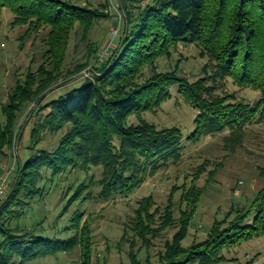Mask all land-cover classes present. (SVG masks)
<instances>
[{"label": "trees", "instance_id": "1", "mask_svg": "<svg viewBox=\"0 0 264 264\" xmlns=\"http://www.w3.org/2000/svg\"><path fill=\"white\" fill-rule=\"evenodd\" d=\"M117 1L124 16L122 34L110 56L100 62L89 34L95 22L107 19L104 9L110 0L97 8L89 0H0V33L5 9L13 14L11 27L26 26L19 41L44 33L42 63L15 82L5 103L0 101V157L7 148H17L23 136L24 131L17 142L22 110L29 104L36 107L28 124L39 116L30 126L26 153L19 156L9 192L0 203V264H25L76 248L80 264H93L92 231L79 208L91 196L83 182L67 187V200L58 214L75 205L58 231H72L68 238L37 229L45 216L30 226L21 220L31 203L44 196L42 181L56 182L65 173L100 166L99 195L109 198L131 192L148 174L177 160L184 139L181 130L158 129L140 118L141 113L159 108L171 96L172 86L178 85L179 94L198 111L194 130L186 137L189 141L228 129L225 142L236 148L250 124H264V0ZM72 35L80 38L87 52L81 63L66 70ZM181 43L200 47L209 60L204 71L210 73L188 82L176 73L157 70L156 61ZM84 69L90 77L46 100L47 91L61 81L60 86L72 82ZM226 78L260 91V98L248 104L217 93L216 83ZM133 115L139 117L136 124L128 123ZM45 132L61 133L53 149L39 147ZM260 175L264 178V168ZM203 192L194 183L184 188L185 205L178 217L171 198L163 209L151 196L140 200L129 225L131 262L139 264L137 240L149 249L169 228L176 230L165 242L160 264H219L225 261V249L264 234L263 186L244 208L232 207L224 218L215 220L204 240L183 247Z\"/></svg>", "mask_w": 264, "mask_h": 264}, {"label": "rangeland", "instance_id": "2", "mask_svg": "<svg viewBox=\"0 0 264 264\" xmlns=\"http://www.w3.org/2000/svg\"><path fill=\"white\" fill-rule=\"evenodd\" d=\"M89 2L93 8H97L103 0H89ZM118 6L117 0H110V4L104 9L108 15L107 19L103 18L95 22L89 34L90 41L97 46V57L105 50L110 56L118 45L122 34V24L119 25V21L123 22L124 18ZM12 20L13 14L5 9L0 33V101L2 103L6 102L15 82L23 80L28 70L35 71L42 63L43 46L40 39L43 38L44 33L19 41L18 38L24 33L26 26L11 27ZM115 28H119V32L118 35L113 36L112 32ZM79 39L74 35L70 39L64 63L65 69H72L86 56L85 44ZM201 52L200 47L196 45L181 43L178 47L172 48L169 55L162 56L156 61L157 70L173 72L188 82H195L210 73V69L204 71V66L209 60L207 56H202ZM88 77H90L89 71L84 69L72 82L62 86L60 84H63V81L59 82L46 92V100L55 97L62 89H68L72 84L77 85L83 81V78ZM216 86H218L217 93L233 95L236 100L248 104L255 103L261 96L260 91L251 87H240L230 78L218 81ZM170 93L171 96L159 108L141 113L140 118L158 129L176 126L181 130L184 139L177 160H171L156 172L148 174L140 186L131 192L124 195L115 194L109 198L99 195L101 187L98 180L102 173L100 166L91 167L86 172L74 170L65 173L56 182L42 181L46 186L44 196L31 203L21 222L30 226L45 216L44 225L37 226V229L44 228L47 234L63 235L64 238H68L73 234L72 231L65 234H60L58 231L65 221H68L75 205L69 212L58 214L67 200L65 194L67 187L69 185L75 187L83 182L87 187L89 186L86 193L90 192L91 196L85 199L79 208L85 214L83 221L88 220L92 231V263L133 264L129 258L130 241L133 239L129 225L134 219L138 203L143 198L151 196L155 206L162 209L168 205L171 198L175 216L178 217L179 209H183L185 205L181 201L184 188H189L194 183L198 188L203 189V196L190 222L188 235L182 242L183 247L204 240L214 221L224 218L232 207L244 208V205H248L256 192L264 186V178L260 175L261 169L264 168V124L257 122L250 124L246 128L241 145L236 148L225 142L230 132L228 129L203 136L196 142L189 141L186 137L194 130L193 120L198 111L186 103L179 94L178 85L172 86ZM35 109L33 104H29L22 110L19 124L23 128V136L17 148L16 145L7 148L6 154L0 157V176L5 167L14 165L6 185V194L14 178L19 156L26 153L30 126L32 127V123L39 117L36 115L28 124ZM28 112L30 113L27 116ZM42 114H45V111L41 112ZM138 121L139 117L133 115L128 123L136 124ZM43 136L39 147L53 149L58 144L61 133L45 132ZM200 171L202 173L197 177ZM175 230V228L167 229L152 241L149 249L141 247L137 240L139 264H160L159 255L164 251L165 242L171 239ZM223 255L225 261L219 264H264V234L225 249ZM25 264H80L79 249L36 258Z\"/></svg>", "mask_w": 264, "mask_h": 264}, {"label": "built area", "instance_id": "3", "mask_svg": "<svg viewBox=\"0 0 264 264\" xmlns=\"http://www.w3.org/2000/svg\"><path fill=\"white\" fill-rule=\"evenodd\" d=\"M120 19H122V18L120 17ZM120 22L121 21H119V25H120ZM118 32H119V28H115L112 32L113 36L118 35ZM108 56H109V54H108L107 50H105L101 54V56H99V61L100 62L105 61V58H107ZM14 163H15V161H14ZM13 167H14V165H8L7 167H5L3 170V174L0 176V203L6 195V192H7L6 185L9 182V177L12 173Z\"/></svg>", "mask_w": 264, "mask_h": 264}, {"label": "water", "instance_id": "4", "mask_svg": "<svg viewBox=\"0 0 264 264\" xmlns=\"http://www.w3.org/2000/svg\"><path fill=\"white\" fill-rule=\"evenodd\" d=\"M22 131H23V128H22L21 131L19 132V135H18V137H17V142L19 141V138H20V135H21Z\"/></svg>", "mask_w": 264, "mask_h": 264}]
</instances>
